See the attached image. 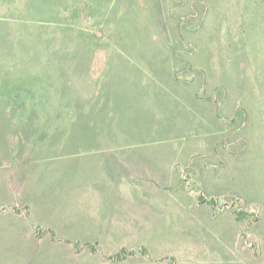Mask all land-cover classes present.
I'll return each mask as SVG.
<instances>
[{"label":"rangeland","instance_id":"374dc122","mask_svg":"<svg viewBox=\"0 0 264 264\" xmlns=\"http://www.w3.org/2000/svg\"><path fill=\"white\" fill-rule=\"evenodd\" d=\"M39 1H30L34 9L29 11L22 0H15L14 10L6 12L0 7V120L4 123L12 117L14 132L27 135L26 122L31 121L32 111H6L14 105L10 99L18 94L14 89L20 80L29 82L19 86L35 112L34 132L27 138L37 141L47 136L49 141L35 157L42 158L38 175L46 179L49 189L35 190L34 202L39 205L34 213L45 212L46 207L41 205L46 202L55 207L71 202L82 190L98 195L104 194L107 186L121 184L126 200L117 194L115 199L125 202L126 211L142 210V218L133 219L131 213L114 210V215L124 220L121 227L113 228L114 239L100 241L104 253L122 248L146 250L142 259L125 264H264V0H167L171 4L185 2L191 17L184 12L157 18L142 11V0H133L135 6L131 0H47L42 3L44 19L35 14L39 9L33 5ZM85 3L91 8L86 14L94 13L96 5L111 8L106 16L112 27L111 37L101 38L111 40V45L118 42L116 49L121 53L120 48H127L128 69L122 64L110 65L116 49L106 48L108 44L95 48L83 34L54 20L67 14V6ZM113 5L121 16L116 15ZM179 21L185 25L182 29L178 28ZM165 39L174 49L180 46L181 51L188 52L185 47H189V54L193 53L181 55L191 67L184 73L176 71L182 82L179 88L171 87L170 79L163 80L170 76L164 60L153 59L149 66L141 65L145 71L155 70L150 77L156 78L159 86L147 78L137 81L142 77L135 71L140 64L138 58H142V44ZM143 51L156 57L154 50ZM114 73L119 77L116 82ZM65 87L68 98L61 92ZM102 87L109 90L108 96L99 97ZM156 87L163 95L173 89H195L202 95L199 99L164 95L157 97L160 103H156L150 95ZM76 95L90 98L106 118L89 114L86 119L85 112L75 106ZM166 100L172 103L164 104ZM65 101L71 107L65 106ZM140 103L145 108L141 112ZM75 113L79 117L72 115ZM166 115L170 121L163 118ZM2 124L4 135L0 140L10 131ZM11 144L14 147V140ZM6 151L0 146L1 155ZM128 151L142 152L140 201L139 192L130 197L129 183L120 181L119 170L139 162L135 155L125 158L123 154ZM154 154H162L163 161H150ZM178 163L180 171L189 164L186 173L194 183L185 180L192 200L177 187L183 182L175 172ZM191 165L195 168L190 169ZM201 165L207 166L202 167L203 193L195 176V169ZM103 166L109 168L104 170ZM130 171L125 170L128 174ZM162 175L169 183L164 184ZM218 176L220 181L214 183ZM211 196L218 198L214 206L201 203V197L210 201L214 198ZM173 201L177 203L166 207V202ZM238 208L249 210L259 217L258 221L252 218L253 222L235 224L232 213ZM53 211L49 214L58 218L65 209ZM78 215L83 214L79 211ZM22 259L18 253L0 252V264ZM57 260L45 257L44 262L60 264ZM92 264L120 263L109 259Z\"/></svg>","mask_w":264,"mask_h":264},{"label":"crops","instance_id":"0c3cea01","mask_svg":"<svg viewBox=\"0 0 264 264\" xmlns=\"http://www.w3.org/2000/svg\"><path fill=\"white\" fill-rule=\"evenodd\" d=\"M132 1L133 0H131V2ZM142 1H144L142 4L143 6L142 11L143 10L147 11L150 18L153 17L157 18L158 16L161 15L164 17L166 16L173 17L174 13H184V12L190 13L187 10V6L183 4L184 2H180L182 0L177 1L174 4L169 3L167 0H161V2L158 0H142ZM134 2L136 3V0H134ZM134 2L131 3L132 6L134 5ZM100 6L105 9L106 15L109 16V11L111 10V8H109V6L108 7L102 5ZM113 6H115L114 8L112 7V9H115V12H117L116 15L121 16L120 13L118 12L117 5H113ZM140 9L141 8H138V10ZM117 43L118 42H112L111 45L110 42L108 43V45L106 44L107 45L106 48L116 49L118 48L116 47ZM147 43L142 44L141 47L142 58L140 57L138 58L140 59L139 61L140 64H138L137 70L135 69V71L142 73V77L137 81L145 80L147 78V80L149 81L152 80L155 82L157 86H159V84L156 81V78L150 77L153 75V72L155 70L149 68L148 69L150 71L149 72V71H145L146 69L144 70L141 68L142 64L149 66L151 64L150 61H152L153 59H158L160 62L164 60L167 63V65L170 67L169 70L170 76L163 80L170 79L171 87L179 88V87H175L173 83V80L175 79L176 76L175 73L176 71L177 72L180 71L178 70V68L180 69L181 66L179 64H181L182 62L181 63L179 62L185 60V58H183L181 55H184L186 53L189 54L191 48L185 47L186 49H188V52H183L180 50L181 49L180 46L176 48L178 51H175L176 49L172 50L171 46L173 45L171 43H170L171 45L167 44L166 42H150L148 44ZM120 49L123 50L122 53L120 52L119 49H116L117 52H115L114 55L115 57L114 62L113 61L110 62V65L114 66V64H122L124 66L123 69H128V66L126 65L125 62L126 59H128V57L126 56V54L128 53L126 51L127 48L125 47ZM144 49L154 50L153 54L156 57L150 55L148 56V53L143 51ZM177 52H179L178 55L176 54ZM185 61L187 62V60ZM130 71L133 73L132 69ZM156 73H158V70L156 71ZM113 78L119 79V77H115V73L113 75ZM190 79H192V77H190ZM129 80H134V78L130 77ZM187 81L189 82L191 80L188 79ZM20 83L29 84V82H25L24 80H20ZM20 83L18 84V87L14 89L17 91V93H19V89H20L19 86L21 85ZM142 87H146V84L142 83ZM157 91L159 90L156 87V89L150 93V95L155 98L156 103H160V101H158L156 98L161 96L165 98L164 95L166 97H172L173 95H180V96L182 95V97H189L192 99L193 98L199 99L200 96L202 95L199 90L197 91L195 89L193 90L195 92H193L192 89L190 90L173 89L170 91H164V92H168L167 94L164 95L160 94ZM21 93L22 96L27 97L24 94L22 88H21ZM17 95H15L12 98H17L16 97ZM9 97L11 96L9 95ZM12 98L10 99V101L14 103ZM171 101L172 100H166L164 104L166 103L171 104L172 103ZM12 106L13 107L11 109H8L6 112H12V109L18 110V112H20V110L23 112H30V110L32 112L34 111L33 107L29 105L23 106L24 109L20 108L22 106L17 105V102H15L14 105ZM143 106L144 105L142 104L139 105L140 107L139 112H141V110L142 111L145 110ZM1 110H3V106H0V112ZM32 118L31 121H28L29 117L26 120L28 121L26 122V124L29 128V131L26 132L27 134L26 136H24L25 133L20 134L16 131L14 132L15 123L12 121L13 120L12 117L11 120L6 121L4 123L1 122L0 120V124L3 123L2 127L8 126L10 129V131H8L9 134L7 133L5 135V138L0 140V146H2L7 150L5 154L1 155L0 153V252L1 251L8 252L11 254L18 253L23 258L21 262L11 261L12 263L7 262L6 264H39L38 261H40L41 264H45L46 263L44 262L45 257L58 259L57 262L59 263L61 262L60 264L62 263L88 264L84 261L87 262L89 261L90 264H92L93 262L99 263L101 261L106 263L103 257V254L105 253L104 250L102 249L100 241L114 239L113 236L114 230L116 229V227H121V224L123 223L124 220V218H121V216L116 217L113 213L114 210L128 212L129 214L131 213L133 219H136L135 216H137L138 218L139 217L142 218V210L138 212H134L135 211L134 209H130V211L125 210V208L127 209L126 204H124L125 202L119 203L118 199H115L116 194L118 195L117 197L119 199L126 200L127 197L126 195H124V191H122L121 184L119 185L117 184L115 186L111 185L110 187L109 186L105 187L103 191L104 194L96 195L95 193L97 192L94 191L86 192L82 190V193L78 194L77 192V195L73 198V200L71 202L69 200L67 204L65 203L58 204V206L55 205L54 207L51 202H46L43 205H41L46 207L45 212H43L42 210L41 215H36L34 212H36V207L39 204H36L34 202L35 190L41 189L43 191H47L49 188L47 187L48 182L46 181V179L45 180L39 179L41 178V176L38 175V173L41 172L40 170L41 168L40 169L38 168L39 166H42V161H41L42 158L36 159L35 157L37 153L43 150V146L47 145L49 141L47 138L41 139V137L36 138L38 139L37 141H35V139L29 140L27 138L30 136L29 133L31 134L32 132H34L35 124H34V119ZM163 118L166 119V121L168 120L170 121L168 115H166L165 117L163 116ZM160 127L161 126H157L156 128H160ZM1 133L2 132L0 130V136L4 135ZM13 140L15 142L14 147L13 144H11ZM2 141H4V144L2 143ZM142 143H147V142L142 139ZM31 145L33 147L29 148V146ZM114 152L115 151H113L112 153ZM106 153H110V152H106ZM123 155L125 158L128 159L131 158L132 155H135L134 158L139 160L138 163L125 165L124 170L120 169L119 173H122L121 177L123 179H120L121 183L124 182L129 183L128 186L129 191L128 190L127 191L130 192V197L131 194H133L134 192H139L137 193V197L139 196L138 200L140 201L142 182H140L139 178L140 176H142V152L131 153V151H128V152H124ZM162 157H163L162 154H158V155L154 154V157L150 156V161H155V163H159V161H163ZM147 164L148 161L143 162V167H145ZM113 165L114 164H112V166ZM151 165L152 164H150V166ZM177 165L178 167L176 165H173L172 169L174 170V166H176L175 172L177 173L179 181L180 178L183 177L182 183H184L182 184L179 182L177 187H179L181 191L185 193V197H189V199L192 200L191 194H187L188 192L186 189L188 186L185 180L186 178H188L190 182L194 183L192 177L186 173L187 172L186 170L189 169V167H185V165H183L185 170L183 169L184 171H180L179 163ZM191 167H193V165H191ZM103 168L104 170H107L109 166L108 168L107 166H103ZM129 169L131 171L128 174L125 172V170L128 171ZM172 169L170 173H172ZM45 170L46 169H42V172H44ZM195 173H196L195 175L196 179L198 178L197 185L199 186L200 188L199 190H201V193H203V190H205L206 187L204 185L205 181H203L204 177L202 171ZM161 177H164L163 178L165 180L164 184L169 183V180L166 176L162 175ZM212 181H214V183H218L220 181L219 176L214 177ZM179 188L177 189V192L179 191ZM188 190L190 189L188 188ZM149 193L152 196L155 195V193L151 190ZM167 195H171V194H167ZM211 197H214L211 199H218L215 196H211ZM111 199H114V202H111L110 201ZM135 199L133 198L132 200ZM192 202L194 203V201ZM176 203H177L176 201L166 202V207H169L171 204L174 205ZM52 208L53 209L58 208L60 209V211L63 208L65 209V211L61 215H59L58 218H56V215L49 214V212H51L52 214L55 213ZM79 211H81L83 214L81 217H79L78 215ZM233 222L236 224L234 219ZM139 224L141 225L142 222H139ZM37 228H42V233H38ZM126 233L127 231H125V233L123 234L124 237H126L125 236ZM60 234H64L66 235V237L63 238ZM68 234H72L74 236L68 237ZM86 240L93 241L95 243H89L86 242ZM84 241L88 244H99L100 247L96 248L95 252L93 253L88 249L85 248L83 249L81 247V245L85 244L83 243ZM78 243L81 245L77 246ZM6 245H8L7 249H6Z\"/></svg>","mask_w":264,"mask_h":264},{"label":"trees","instance_id":"16d2710c","mask_svg":"<svg viewBox=\"0 0 264 264\" xmlns=\"http://www.w3.org/2000/svg\"><path fill=\"white\" fill-rule=\"evenodd\" d=\"M30 1H34V0H22V2H25L26 5H27V10L26 11H29L30 8L32 7ZM46 1L47 0H45V1L44 0H40L39 2H34L33 6H37L38 9H39V11H35V14L38 15L37 18L44 19L45 16L43 17L42 3L45 5ZM14 2H15V0H0V7L5 8L6 9L5 11L7 12V11L13 9ZM87 4L88 3H85V4H73L71 6H67V8H66V9H68L67 10V14L66 15L63 14L62 16H60V17H58V18H56L54 20H56V23L59 22L62 25L64 23L66 25V27L70 28L72 31L80 32L81 34H83L90 41L91 45H94L95 48H100L101 46L103 47L104 45L108 44L111 41V40H103L101 37L102 36H103V38H106V37H109V36L111 37V29H112V27H111V25L109 23H107L108 19L106 17L107 15H106V11H105L104 8H102L101 6L96 5V6H94V13L86 14L85 11L91 9L89 6L87 7ZM183 4H185V2ZM84 8H86V9H84ZM32 9H34V7H32ZM90 11H92V10H90ZM40 14H42V15H40ZM188 15H189V17H191V13H187V15H184V16L188 17ZM153 22H155L154 19H153ZM178 24H179L178 28H180V29H182V27H185L183 22L180 23V21H179ZM154 25L156 26V23H154ZM157 29L159 30V28H157ZM96 32H97V34H96ZM164 41L166 43H168L167 39H165ZM169 45H171V44L169 43ZM171 49L174 50V47L171 46ZM175 51H178V50L176 49ZM178 53L179 52H177L176 54L178 55ZM179 63H181V64H179L180 66L182 65V67H180V69H179L180 73H184L187 70L188 71L190 70L191 66L185 60L180 61ZM193 70H192V72H193ZM177 75L178 74L176 73V76H175V79L173 80V83H174L175 87H181L182 86L181 85L182 82L179 81ZM113 80L116 82L115 79H113ZM74 86L77 88L76 83H74ZM21 88H22V86L19 89V93L17 95V98H19V96H22ZM110 91H112V90H110ZM61 92L63 93V95H65V93H66V97L68 98V95L70 93H68L66 91V87ZM108 92H109V90L107 88H103L102 87V88H100L98 95H99V97H102V96L105 97V96H108ZM17 98H12L14 103L17 102V105L22 106V107L28 105L27 104V99H28L27 97H25V96L20 97L19 98L20 101ZM16 99H17V101H16ZM74 101L76 102L75 106L78 107L77 109L78 110L82 109L85 112L86 119H88L87 115H89V114H91L92 117H94V118H98L100 116H102V117L104 116L105 117L104 112H102L101 109L99 111L96 108H94V106L91 104V99L90 98L89 99H84V97H81V95H76V98H75ZM64 104H65V106H68V107L70 106L71 107V105L69 103H66V101H65ZM29 106H31V104ZM72 115H75L76 117H79L78 113H75V114H72ZM34 116H35V112H32V117H34ZM133 130H135V129H133ZM85 136L86 137H90L91 135H86L85 134ZM42 138H48V137L47 136H41V139ZM36 148H37V145H36ZM188 165H187V167H189ZM202 167L206 168L207 166H202V165L198 166L195 169V171H197V172L203 171ZM194 168H195L194 166L193 167L190 166V169H194ZM182 184H184V183H182ZM217 200L218 199H212V200L209 201V200L204 199V197H201L200 201H201V203H204L205 205H213L214 206L216 204ZM225 202L229 203L228 199L225 200ZM224 208H227V207H224ZM250 213H252V212H250L249 210L239 209L238 208L232 213V215H233V219L236 222V224H240V225L242 223H244L245 221L249 222L250 220H252V218H254V221H256V220L258 221L259 217L256 216V215L253 216V214H250ZM252 222H253V220H252ZM37 232L38 233H42V228H37ZM78 245H81V244L78 243L77 246ZM81 247L83 249L84 248L88 249L89 251L94 253L96 248L100 247V245L99 244H88V243H85V244L81 245ZM146 253L147 252H146L145 249L141 250V249H134V248H132V249L122 248L118 252H115V253H105V254H103V257H104V260L106 261V263H107V260L110 259L111 261H114L115 263H120V264L124 263L125 264V263H128V262L134 261L136 258L142 259V254H143V256H145Z\"/></svg>","mask_w":264,"mask_h":264}]
</instances>
